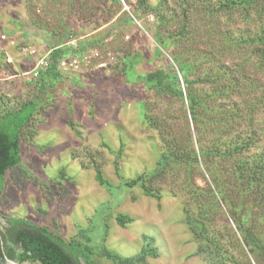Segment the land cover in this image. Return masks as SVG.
<instances>
[{"label":"rangeland","instance_id":"obj_1","mask_svg":"<svg viewBox=\"0 0 264 264\" xmlns=\"http://www.w3.org/2000/svg\"><path fill=\"white\" fill-rule=\"evenodd\" d=\"M237 1L0 0V72L12 76L0 80V113L35 95L31 76L22 75L31 68L25 48L42 51L72 22L82 26L78 38L115 57L105 70L60 72L68 78L47 91L48 104L22 131L21 163L6 172L0 194L5 257L9 248L19 249L2 233L12 218H24L65 242L82 240L83 229L90 264H114L103 247L127 257L144 245L157 255L137 264H216L206 252L196 253L189 214L204 222L228 259L264 264V254L254 256L243 244L215 188L240 202L234 169L264 152V45L258 41L264 39V4ZM167 63L170 70L186 66L178 84L183 98L135 87L137 75ZM189 95L198 103L194 118ZM233 143L247 145L239 156H220ZM119 149L127 179L154 168L164 152L176 155L147 182L159 200L139 187H121L113 163ZM193 150L198 163L187 159ZM97 169L110 188L95 180ZM261 206L252 207L259 220L251 226L264 238ZM117 214L132 222L120 227Z\"/></svg>","mask_w":264,"mask_h":264},{"label":"trees","instance_id":"obj_2","mask_svg":"<svg viewBox=\"0 0 264 264\" xmlns=\"http://www.w3.org/2000/svg\"><path fill=\"white\" fill-rule=\"evenodd\" d=\"M253 0H241L236 3L244 5ZM264 4V0H259ZM80 25L72 22L64 28L62 32L53 35V40L49 44L51 51L49 54V66L43 70L38 77H32L28 82L35 83V95L23 102L18 107L11 109L5 108L0 113V194L4 187V176L9 169L17 167L21 163V153L23 147L22 131L28 127L36 115L48 104L47 91L54 87L57 80H65L68 76L62 75L57 69L56 64L59 59L70 53V48L66 42L71 37H77ZM264 45V39H258ZM93 40L82 41L78 38L79 48L81 50L90 47ZM184 64H180L177 70H170L171 64L167 63L166 67L153 69L145 72L143 75H137L140 80L139 85L135 87L146 89L154 88L164 93H172L179 98H183V92L178 87L180 82V74L184 73ZM8 74L0 72V78H4ZM51 97V96H50ZM187 106L192 118L195 116V106L198 104L192 96H186ZM71 109H69V113ZM247 143H233L228 149L219 153L222 157L239 156L243 153ZM120 149L114 158V171L117 175L121 187L130 190L133 187H139L146 196L160 199V196L153 192L147 182L161 176L168 164L175 160L176 155L173 152H164L157 159L156 165L152 169L144 170L133 178H125L120 170ZM214 152V150H213ZM210 150L204 152V155L213 153ZM187 159L198 163V154L193 150ZM235 179L239 183L240 197L238 203H234L232 199L226 196L219 190L218 184L215 185L218 189L217 195L223 204L228 206L230 218L235 223L237 230L240 232L243 244L248 248L249 252L254 256L264 254V238L261 233L253 231L252 226L254 220V211L252 207L262 205L264 210V152L252 162L240 161L234 169ZM95 180L102 186L110 188V183L105 180L99 169L94 175ZM134 199V196L131 197ZM260 218L262 216H259ZM186 221L189 229L199 241V247L196 253H207L216 264H239L224 256L216 245L215 238L206 230V226L202 220L195 218L192 215L186 216ZM117 224L124 227L127 223L132 222V219L123 214H117L115 217ZM10 229H6V233H2L4 240L7 237L11 242L18 247L19 251L14 254L11 248L6 251V257L16 262L38 261L40 264H79L76 260L81 258L85 264H90L89 254L91 248L89 246L90 237L86 235L83 229H78V234L82 240L72 238L65 242L60 236L51 233L47 228L37 226L24 218H12L10 220ZM106 232V231H104ZM105 235H103V238ZM143 240L148 239L146 235L142 236ZM153 239L150 238V242ZM144 245L140 252L135 255L123 257L117 253L111 252L106 247L102 248V255L110 259L114 264H137L145 260L147 255L156 256L155 248H146ZM3 254V253H2ZM249 264V263H248Z\"/></svg>","mask_w":264,"mask_h":264},{"label":"built area","instance_id":"obj_3","mask_svg":"<svg viewBox=\"0 0 264 264\" xmlns=\"http://www.w3.org/2000/svg\"><path fill=\"white\" fill-rule=\"evenodd\" d=\"M66 45L70 48V53L58 60L56 69L59 72H78L83 69L105 70L109 68V66H112L115 62V57L110 51H100L94 47H86L85 49L81 50L79 48L78 38L71 37L66 42ZM50 51L51 50L38 56L34 47L27 46V48H25V55H37V58L32 63L31 69L22 73V75L38 77L39 74L49 66ZM11 78L12 76L6 77L5 79Z\"/></svg>","mask_w":264,"mask_h":264},{"label":"crops","instance_id":"obj_4","mask_svg":"<svg viewBox=\"0 0 264 264\" xmlns=\"http://www.w3.org/2000/svg\"><path fill=\"white\" fill-rule=\"evenodd\" d=\"M49 50H51V47H50V46L46 47V48L43 49L42 51L39 50L38 53H37V55L39 56V55H41V54H44V53H46V52L49 51ZM37 55H35V56H26V60L29 61V64H31V67H32V63L36 60ZM30 69H31V68H30ZM28 70H29V69H28Z\"/></svg>","mask_w":264,"mask_h":264},{"label":"water","instance_id":"obj_5","mask_svg":"<svg viewBox=\"0 0 264 264\" xmlns=\"http://www.w3.org/2000/svg\"><path fill=\"white\" fill-rule=\"evenodd\" d=\"M0 264H18L17 262H14L8 258H6L2 252H1V248H0Z\"/></svg>","mask_w":264,"mask_h":264}]
</instances>
